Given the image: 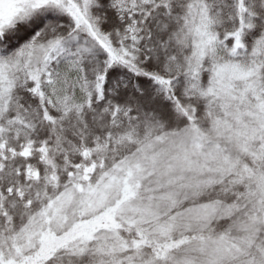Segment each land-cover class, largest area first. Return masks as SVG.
Masks as SVG:
<instances>
[{
	"label": "snow or ice",
	"instance_id": "obj_1",
	"mask_svg": "<svg viewBox=\"0 0 264 264\" xmlns=\"http://www.w3.org/2000/svg\"><path fill=\"white\" fill-rule=\"evenodd\" d=\"M0 264H264V0H0Z\"/></svg>",
	"mask_w": 264,
	"mask_h": 264
}]
</instances>
